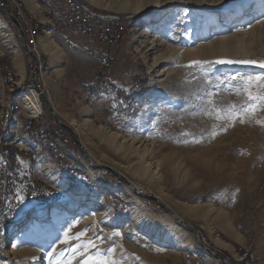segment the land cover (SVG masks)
<instances>
[{"label":"rangeland","instance_id":"rangeland-1","mask_svg":"<svg viewBox=\"0 0 264 264\" xmlns=\"http://www.w3.org/2000/svg\"><path fill=\"white\" fill-rule=\"evenodd\" d=\"M86 1L96 12L111 17L116 15L125 21L127 40L119 48L125 63L115 66L114 81L119 85L129 86V81L134 77L139 87L133 94H125L122 97L123 106H130L122 112V117L114 119L110 116L108 119L103 110L93 106V100L82 99V84L89 82L100 70L96 59L75 50L54 33L50 36L54 42V49L51 50V55L47 54L41 50L39 44L46 36L43 34L37 38V49L42 56L41 63L46 64L44 67H47V72L41 74L37 84L45 91L48 101L51 99L60 110L61 117L56 115L68 128L70 127L69 132L76 133L69 125L70 118L77 121L82 131L85 119H90L95 129L100 131L99 128L102 127L101 132L104 134L118 132L121 140L128 141L134 149L143 151L149 147L147 161L160 162L158 182L155 180L156 184H148L137 178L126 180L132 185L134 182L147 187L152 193H149L150 195L162 196L161 203L172 209L186 224L198 229L203 242L206 240L204 243L207 247V237L213 238L219 235L226 240L229 238L241 240L240 236H242L249 241L247 246H250L251 254L247 252L249 257L254 259L250 264H264V128L255 123H236L226 132L210 138L208 133L211 125L216 121L191 114L195 111L192 93L196 82L188 83L192 76L201 77L205 73L213 80L217 77L223 80L232 75L262 74L264 68L247 64L213 63L205 65V73H201L199 70L184 67L191 61L219 59L264 61V0H145V9L135 14H123L116 10L124 0H106L110 8L98 6L91 3V0ZM257 7H260L262 13L252 14ZM0 19L7 22L12 40L19 48L23 68L27 71L23 82L19 84L20 79L17 74L15 76L13 69L14 84L12 85L25 87L21 88L19 97L17 94L11 95L8 90L11 84H5L1 80L0 96L4 98L11 96L17 101L18 107L24 110L23 93L35 90L31 87L32 61L25 51L15 25L10 20L11 24L7 21L9 18L6 11L0 10ZM232 35L239 37L244 35V40L253 38V43L246 48L248 54L220 52L214 57L205 58V53L209 51L208 47ZM3 46L1 42L0 52L4 54L0 55V62L13 68L10 53ZM161 56L163 59L156 62ZM240 99L242 97L235 95L226 97V101L235 102ZM38 100L41 118L53 128L55 121L49 108L41 97H38ZM42 104L45 105L46 113ZM50 105L54 108L52 103ZM118 105L121 110V104ZM1 115H3L2 109H0ZM1 119L0 126L5 121L3 116ZM185 132L192 135H182ZM193 138L199 139L200 142H192ZM89 139L93 145H90L87 136L79 140L82 148L86 145L94 155V159L91 158L94 164L99 165L96 160L101 161V155L105 156L104 164L110 168L117 169V164L126 167V162L131 160L115 155L107 146L97 142V139ZM185 140L188 142L185 143ZM87 148H85V156L88 154ZM85 162L87 163L86 158ZM96 173L97 181L102 184L99 185V190L89 188L88 191H78L69 200L55 203L53 206H36L21 211L14 226H10L6 251H10L15 236L19 235L16 238L18 249L24 247L26 243L33 246L42 241V244L36 248L42 249L47 255L55 247L58 252L64 251L66 258L70 253L65 251V246L60 240L63 238V230L70 223H75L72 233L87 228L88 237L95 235L106 237L112 231H122L134 244L135 235L139 234L138 240L142 238L144 245L140 251L122 248L115 242L116 238L105 239L102 244L99 240L96 241L100 248L105 250L109 246H115L114 256L121 259L123 264H149L153 256L167 262L170 257L168 246L151 247L149 231L155 226L153 221L159 218L162 221L166 219L163 224L169 223L175 229L181 228L179 224L174 220L170 221L167 211L153 200H145L132 193L126 183L120 179L118 181L113 173L105 169L96 170ZM103 180L107 183L105 184ZM102 186L111 193L119 191H111L114 187H121L127 199L125 198L118 205H111L109 198L101 197L104 191L101 192ZM135 198L141 200L143 210L138 206L134 207V210L131 209L135 204ZM122 203L126 213L121 209ZM25 206L31 204L26 203ZM55 206H58L60 213L56 220H50L49 210ZM79 207H84L87 212L81 213L78 211ZM94 211H104V214L91 219L90 214ZM142 211L149 216L141 219ZM40 220H44L43 226H40L42 230L27 232L22 236L29 222ZM174 228L167 231L164 244L168 242L173 244L177 236L180 240L177 232L182 228L176 232ZM170 233L171 235L168 236ZM158 239L154 236L155 244L161 246L163 243H159ZM208 248L212 251L216 250L211 249L210 246ZM91 251L94 255L95 249ZM106 254V251L102 252V255ZM46 255L41 256L42 264L55 260V257L51 259ZM20 256L22 255L10 260L12 256L6 254L10 264H19ZM223 256L229 264H241L236 261V258L241 256L239 254L233 258ZM81 259L82 257H77L72 260V264H80ZM219 262L223 264L220 260Z\"/></svg>","mask_w":264,"mask_h":264},{"label":"bare ground","instance_id":"bare-ground-1","mask_svg":"<svg viewBox=\"0 0 264 264\" xmlns=\"http://www.w3.org/2000/svg\"><path fill=\"white\" fill-rule=\"evenodd\" d=\"M79 3V7L83 8L84 10H91L95 12V16L97 15H102V13H99L98 11L96 12L86 0H76ZM91 3H94L98 6H101L103 8H110L109 4H106V0H91ZM146 1L145 0H124L122 3H120L117 7V11L123 14H135L138 12H142L145 7H146ZM20 3L23 4L24 8V3H26L27 6H32L33 8H42L43 9V16L45 18V23L43 26L39 24L35 19H33L32 15L30 13H26L25 8H24V13L27 15L29 18V22L33 26V36L36 39V47H37V32L42 29V27L46 28V36L43 37V41H40V46L41 50H43L47 54H52L51 50H53V45L54 42L50 38L51 32L54 33V23L53 19L51 18L50 14L47 12V8L42 4L40 0H20ZM0 10L6 11L4 8H0ZM261 9L260 7H257L255 10V13L252 14H261ZM108 16V15H107ZM116 16V15H115ZM259 17V16H258ZM144 27V26H143ZM126 32H127V27H126ZM55 34V33H54ZM21 39V36H19ZM125 37V42L127 40V37ZM2 42L3 47H6L5 49L10 53V56H12V62H13V68L17 72H21L20 76L23 78L24 72L22 71V66L23 62L21 60V56L19 54V48L15 44L14 40H12V33L8 28L7 22L5 20L0 19V43ZM153 43V41H152ZM253 43V38H249L247 40H244V35L243 36H236L232 35L230 38H224L220 40V42L216 43L213 46L208 47L209 51L205 53L206 57H214L217 54H220V52H229L231 54H248L249 51L246 50L249 44ZM28 48L29 45L27 44ZM30 49V48H29ZM31 51V50H30ZM51 52V53H50ZM192 52V51H191ZM196 52V51H195ZM4 54L3 52H0V55L2 56ZM31 58V57H30ZM163 59V56L161 58H158L156 62L160 61ZM32 61V58H31ZM46 65V64H44ZM43 64H40V71L41 74L43 72H47V67H44ZM43 69V71H42ZM6 72L8 75V79L6 81L7 84H11V88L8 90L10 91L11 95L17 94L19 97V92L21 88L25 87H20L18 85L14 86V74L13 71L11 70V67L7 64ZM21 78V79H22ZM0 80L5 83V76H1L0 72ZM134 88L130 95L133 94L136 89L139 87V84H137L136 79L134 78ZM32 85V84H31ZM44 91V90H43ZM47 93V92H46ZM45 95V91H44ZM83 100H88L91 101L93 100L92 95H84L82 96ZM48 100V99H47ZM22 102L25 104V109H24V117L30 121L31 125L33 126L35 122L36 128H35V133L38 135V140L37 142H32V141H27L25 144L20 146V139L19 136L14 134L13 127L18 124L19 126L25 128V129H31L32 126L29 124H25V120L23 117H17V111L16 110H9L10 109V103L11 105H17L18 103L16 100H13L11 96L4 98L0 96V109H2L3 115L0 116V122L2 121V116L5 119L4 123L0 126V156H2V153H5L6 157V166L7 170H15V158H16V150L12 145L13 140L16 139L17 143V148L18 149H26L28 151V154H30L33 159L35 160V164H32L31 166V173L34 175V187L39 190H44L49 189L53 191L54 193L56 192V196H58L62 200H55V201H48L45 204H41L39 206H53L55 203L62 202L65 200H69L73 194H75L78 191L86 192L88 191L89 188H95L96 187V176H95V171H93V168L91 165L87 164L85 162L86 157H81L79 154L76 153L75 148H72L71 145H68L64 138L60 137V134L57 133L55 123L53 124V128L49 126V123L41 118V108H40V102L38 100V95L35 92V90L27 91L23 93L22 95ZM49 103L51 102L53 104V111L55 114H57L59 117H61V112L60 110L54 105V102H52L51 99L48 101ZM50 103V104H51ZM107 111H121L120 107L118 104H115V107H113V104L107 105ZM56 115V116H57ZM122 114H116L112 115L114 119H119L121 118ZM57 116V117H58ZM68 118V117H67ZM70 124L76 133L73 131H70V133L75 137V141L77 144H80V140H82V137L87 136L88 140L90 141V145L92 144L91 140L92 139H97V142L104 144L107 146L110 150L113 151L115 155H119L122 158H129L131 160H128L127 166L122 167L120 165H116V168H112L113 170L119 172V174L126 179L133 180L134 178H137L140 181L146 182V183H154L156 180L158 182V174L160 170V162H150L147 161L148 156H149V151L150 148L146 147L143 151H140L138 149H134L128 144V141L126 140H121L120 134L118 132H107V134H104L101 132L103 130L102 127H100V131L98 129H95L92 125V121L90 119H85V124L82 125L83 131L80 128V125H78L77 121L74 118H70ZM70 128V127H69ZM68 128V130H69ZM81 145V144H80ZM93 145V144H92ZM85 148L86 145H84ZM87 152L90 158L94 159V155L92 152L87 148ZM42 155H45L43 157ZM101 161H97L96 163L101 165H107L104 164L105 162V156L101 155ZM62 161L64 164H62ZM41 163L42 165L45 166V171L51 176L53 181H43V180H37L35 177V170L37 167V164ZM65 164L69 167L66 168ZM71 167V168H70ZM72 168H73V173L78 174L80 178H74L72 176ZM89 168V169H88ZM121 169H125L122 171ZM129 180V181H130ZM127 181V180H126ZM155 181V182H156ZM105 184L107 181H104ZM128 182V181H127ZM76 183V184H75ZM129 183V182H128ZM75 184V185H74ZM134 185L130 184L131 186H134L138 192H141L142 194L149 195L152 194L151 191L142 185L135 184ZM156 184V183H154ZM100 189V188H98ZM104 190V191H103ZM103 191V192H102ZM101 197L105 199L106 197L109 198L110 204L111 205H118V203L122 202L126 198V193H124L123 189L119 190L118 192L111 193L110 191H107V188L104 189L102 187L101 190ZM161 202L163 201L162 196L157 195L156 196ZM134 206L132 208H136V206L140 207V209L143 210V204L140 199L135 198L134 199ZM169 208V207H168ZM86 209L84 207H79L78 211L81 213H86ZM172 210V209H171ZM21 211H19L17 215H15L14 218L4 221L2 225L0 226L1 229V234H0V263H7L10 264L9 257H6V254L8 256H12L10 260H13L17 257V255H22L20 256V261L18 262L19 264H42L43 259L41 256L46 255V253L40 249L36 248L37 246H40L42 244V241L40 243H37L36 245H29L25 244L24 247L22 248H17V237L15 236V241L14 245L15 247H11L8 249L9 252L6 251V242H7V236L9 233V230L11 227L14 226L15 221L17 218L20 216ZM59 208L58 206H55L54 208L49 210V216L50 220H56L59 215ZM104 211H94L91 212L90 217L91 219L94 217H101L103 216ZM137 215V214H136ZM176 215V214H175ZM142 216V217H141ZM141 219L143 217H148L149 215L145 212H141ZM167 216V215H166ZM177 216V215H176ZM165 217V216H164ZM178 217V216H177ZM179 218V217H178ZM0 219H5V213L4 211H0ZM160 219V218H159ZM156 219L154 220V228L150 229L149 233L152 235V237L157 236L158 242L163 243L164 239L166 238L167 231L173 230V225H169L167 223L164 225V221ZM170 221H173V219L169 216ZM180 219V218H179ZM146 220V219H145ZM181 220V219H180ZM42 221H31L29 222V225H27L24 229V233H22V236H25L27 232H32V231H40L42 230L40 226H43ZM38 225V226H37ZM11 226V227H10ZM127 229V228H126ZM125 229V230H126ZM129 229V228H128ZM175 229V228H174ZM181 229V228H180ZM178 229H175V232ZM178 231L177 233H179ZM182 232V230H181ZM180 232V233H181ZM183 233V232H182ZM175 234V233H174ZM171 235L168 234V236ZM167 236V237H168ZM175 237V236H174ZM201 237V236H200ZM171 238V237H170ZM178 238V237H177ZM169 239V238H168ZM182 239V238H181ZM216 241H219L217 237H214ZM202 240V239H201ZM191 241V240H189ZM203 241V240H202ZM205 241V240H204ZM186 242L188 240H183V245H186ZM204 243V242H203ZM206 243V242H205ZM219 243H221L219 241ZM188 245V244H187ZM208 247L210 246L207 243ZM184 247V246H183ZM30 254V255H29ZM239 258H236V261L241 263V264H250L251 261L252 263L254 262L253 258L249 257L248 252L246 251L243 254H239ZM30 256L32 258H30ZM49 256L48 254L46 257ZM31 259V260H30ZM238 259V260H237ZM256 259V258H255Z\"/></svg>","mask_w":264,"mask_h":264},{"label":"built area","instance_id":"built-area-1","mask_svg":"<svg viewBox=\"0 0 264 264\" xmlns=\"http://www.w3.org/2000/svg\"><path fill=\"white\" fill-rule=\"evenodd\" d=\"M47 8L54 23V33L64 40L66 44L75 50L88 54L96 59L99 72L93 75L89 82H84L81 86V94L93 96V106L105 112L109 119L110 116L122 114L126 107L123 103H119L125 94L131 93L135 86L134 77L129 81V86L119 85L114 81L115 66L125 63V58L120 53V47L125 40L126 23L119 16H107L106 14L95 16V12L84 10L79 7L76 0H40ZM8 8L13 16L21 25L24 38L29 45L35 59H32L33 70L36 71L37 80L41 79L40 64L41 55L36 47V39L33 36V26L29 22V18L24 13L23 4L20 0H7ZM0 8L7 9L4 4L0 3ZM18 32V31H17ZM18 36H20L18 32ZM7 65L0 62L1 76H5V84L8 79L6 72ZM32 70V71H33ZM32 87V86H31ZM39 90L44 93L37 84ZM32 89H35L32 87ZM35 89L38 97H41L40 91ZM121 104V111H107V104ZM43 105V104H42ZM9 110H16L17 117H23L25 124L31 123L23 115L22 107L11 105ZM55 121V120H53ZM57 133L64 138L68 145L75 148L77 154L81 157L85 156V148L77 144L75 137L68 131V128L61 126L55 121ZM16 150L15 170H7L5 153L0 156V211H4L5 219H0V226L4 221H8L19 214V211L29 210L30 208L39 207L48 201L62 200L56 196V192L47 189L39 190L34 187V175L31 173V166L35 164L33 157L28 154L24 148L18 149L16 139L12 142ZM62 164L64 162L62 161ZM66 168H69L65 164ZM71 168V167H70ZM97 175V173H96ZM74 178H80L78 174L73 173ZM120 181L119 179H117ZM19 194L23 197V202H18L15 198ZM26 203L31 206H25ZM1 234V229H0ZM206 242V240L204 241ZM246 252V251H245ZM8 264V263H0Z\"/></svg>","mask_w":264,"mask_h":264},{"label":"snow or ice","instance_id":"snow-or-ice-1","mask_svg":"<svg viewBox=\"0 0 264 264\" xmlns=\"http://www.w3.org/2000/svg\"><path fill=\"white\" fill-rule=\"evenodd\" d=\"M213 63L247 64L264 68V61L228 59L191 61L184 67L205 73L204 66ZM193 81L196 82L195 90L192 93L195 111L191 114L216 121V123L211 125V130L208 133L210 138H215L220 133L226 132L229 128L234 127L236 123H255L264 128V115H260V113H264V73L255 76L232 75L225 77L223 80L219 77L213 80L205 73L201 77L192 76L188 83L191 84ZM231 95L242 97V99L235 102L226 101V97ZM119 103H123V101ZM113 107H115V103ZM182 135L189 136L192 134L185 132ZM184 142L187 143L188 141L185 140ZM192 142L199 143L200 140L193 138ZM15 198L18 202H23V197L19 194ZM74 227L75 223H70L63 230V238L60 240V243L65 246V251H68L70 255L65 258L64 251L58 252L53 247L48 255L50 258L55 255V260L50 261V264H72V260L77 257H82L80 264H123L121 259L114 256L115 246H109L105 250L96 243L97 240L102 244L105 239L113 240L114 238L122 237L119 231H112L106 237L99 235L88 237L87 228L73 234L72 229ZM100 231L102 232L103 230L101 229ZM13 246L15 247V245ZM92 249H95L94 255L92 254ZM105 251L107 254L102 255V252ZM137 259L139 258L137 257Z\"/></svg>","mask_w":264,"mask_h":264},{"label":"crops","instance_id":"crops-1","mask_svg":"<svg viewBox=\"0 0 264 264\" xmlns=\"http://www.w3.org/2000/svg\"><path fill=\"white\" fill-rule=\"evenodd\" d=\"M24 8H25L26 13H30L32 15L33 19H35L39 24H41L42 26L44 24H46L45 18L43 16V9L42 8H40V7L39 8H33L32 6L29 7L26 5V3H24ZM42 18H43V20H42ZM43 34L44 35L46 34V28H44V27H42V29L37 32V36L41 37V35H43ZM11 58H12V56H11ZM11 64L13 66L12 59H11ZM13 69L14 68L11 67L12 71H13ZM22 71L24 72L23 75H25V77H26L27 71L23 68V66H22ZM14 74H15V76L17 74L18 78L20 79L19 84H21L24 80V76L22 78L20 76L21 72H17V71H16V73L14 71ZM16 79H17V77H16ZM23 113H24V110H23ZM36 124H37V122H35V124L33 125V127L31 129H25V128L19 126L18 124H16L13 127L14 133L17 134L18 136H20V146L25 144L27 141L37 142L38 135L35 133ZM42 156L45 157V155H42ZM44 168H45V166L42 165L41 163L37 164V167H36V170L34 173L37 180L53 181L51 176L45 171ZM99 173H101V172H99ZM95 176H96V174H95ZM104 181H106V180H103V182ZM100 184L101 183L98 182L96 179L97 188L100 187L99 186ZM118 190H121V187H114L113 190L111 189V191H118ZM120 205H121V209L124 210V207H123L124 204L122 203ZM131 209L134 210L135 208L133 209L131 207ZM124 213H126L125 210H124ZM178 229H180V228H178ZM181 230L183 233L181 231L180 232L182 234L179 232L180 240H178V238H177L178 236H177L174 239L175 242L173 244L168 242L167 244L163 243L161 246H160V244H155L154 237H152L150 235V240L152 242L151 247H161L162 248V247L168 246V251H169L168 256H170V257H169V260H167V262H164L158 257H154V256L152 257L151 256L152 258H151V260H149V264L150 263L151 264H221L217 258H211L197 245V240L194 237V235H192L190 232L184 230L183 228ZM135 232L137 233L138 231H135ZM120 233L122 234V237L116 238L115 242H117V244H120L122 246V248L129 249V250L136 249V251H140V248H144L142 238L140 239V241L138 240L139 236H137V235H139V234L135 235V240H134L135 243L133 244V241H130L129 239H127L125 234L122 231H120ZM138 233H140V232H138ZM222 235H224V234H222ZM202 236H204V234ZM215 237H217V239H219V241L221 243H219V241H216L214 239V236H213V238L207 237V240H208L207 243L210 245L211 249L212 248L216 249L222 255H226L229 258L230 257L233 258V257H237L238 254H243V252L245 253V251H249V254H251L250 246H247L249 243V241H247V238H244V237L242 238V236H240L241 240H236L233 238H229V240H226V239H223L219 235H217ZM183 240H186V241L188 240V242H186V245H183V243H182ZM189 240H191V241H189ZM54 257L55 256L51 257V259H53ZM46 264H50L49 261Z\"/></svg>","mask_w":264,"mask_h":264},{"label":"water","instance_id":"water-1","mask_svg":"<svg viewBox=\"0 0 264 264\" xmlns=\"http://www.w3.org/2000/svg\"><path fill=\"white\" fill-rule=\"evenodd\" d=\"M0 3L4 4L6 9H7V16L9 18V20L12 22V24L15 25L16 29L18 30L20 36H21V40H22V43H23V46L25 48V51L27 53V55H29L33 60L35 59V56L32 54V52L30 51V49L28 48L27 46V42L24 38V34H23V31H22V28H21V25L18 24L17 20L15 19V17L13 16L11 10L8 8V5H7V0H0ZM31 84H32V87H34L35 89L39 90V87H37V84H36V71L33 70V73H32V77H31ZM40 91V90H39ZM41 93V99L42 101L45 103V105L49 108L50 112H51V115L52 117L54 118V120L59 123L61 126L65 127V128H68L60 119L59 117L56 116V114L54 113L50 103L48 102L46 96L44 95V93ZM86 161L88 164H90L95 170H101V169H105L111 173H113V175L120 179L121 181H123L124 183H126V185L131 189L132 193L134 192L135 194H137L139 197L145 199V200H153L154 202H156L159 207H161L162 209L166 210L167 213L169 214V216L177 223L179 224V226L181 228H184L185 230H187L188 232H190L192 235H194V237L196 238L197 240V245L208 255L212 256V257H216L217 259H219L223 264H229V262L227 261V259L221 255L218 251L214 250H210L206 245L205 243H203V241L201 240V237H200V232L198 231V229L196 230L193 226L189 225V224H186L182 219L180 220L176 215L175 213L173 212V210H171L170 208H168L166 205H163L161 203V201L156 197V196H153V195H146V194H142L141 192H138L136 190V188L134 186H131L130 183H128L118 172L116 173L115 171H113L110 167L106 166V165H96L92 162L91 158L89 157L88 154H86Z\"/></svg>","mask_w":264,"mask_h":264},{"label":"trees","instance_id":"trees-1","mask_svg":"<svg viewBox=\"0 0 264 264\" xmlns=\"http://www.w3.org/2000/svg\"><path fill=\"white\" fill-rule=\"evenodd\" d=\"M7 21L11 24V22L9 21V19H7ZM43 111L46 113V111H45V105H43Z\"/></svg>","mask_w":264,"mask_h":264}]
</instances>
